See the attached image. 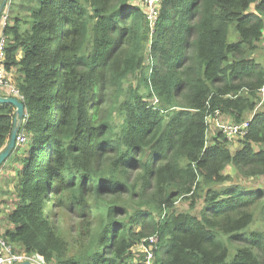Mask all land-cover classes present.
Wrapping results in <instances>:
<instances>
[{"label": "trees", "instance_id": "obj_1", "mask_svg": "<svg viewBox=\"0 0 264 264\" xmlns=\"http://www.w3.org/2000/svg\"><path fill=\"white\" fill-rule=\"evenodd\" d=\"M8 9L5 64L28 138L10 157L17 203L2 237L15 252L147 264L157 237L153 264H264V218L249 229L264 189L226 186L225 174L264 176V0H163L154 28L141 0ZM256 110L246 137L219 131L209 142L217 111L240 124ZM16 117L0 104V152ZM181 200L189 211L176 210Z\"/></svg>", "mask_w": 264, "mask_h": 264}, {"label": "built area", "instance_id": "obj_2", "mask_svg": "<svg viewBox=\"0 0 264 264\" xmlns=\"http://www.w3.org/2000/svg\"><path fill=\"white\" fill-rule=\"evenodd\" d=\"M162 2L163 0H141L142 6L147 10L148 20L152 28L156 26L158 21L159 10ZM2 19L3 20L0 22V93L5 97H14L23 102L24 97L13 83L12 74H10L6 69L5 49L7 40L4 35V28L7 24V14L3 16ZM261 93L264 96V87L261 89ZM157 103L158 100H155V104ZM209 119L215 121L216 127L219 128L220 131L225 134L230 141L246 137L249 133L250 123L252 121L251 119L240 124L232 123L231 121L224 119L219 111H217L215 115L209 117L208 120ZM27 143V136L23 133H19L16 140L17 146H23ZM149 242L151 243V247L146 250L148 253L147 264H151V261L154 257L153 245L158 244L159 239L157 237H152ZM24 263L46 264L45 259L38 254L29 256L26 253L15 252L13 246L0 235V264Z\"/></svg>", "mask_w": 264, "mask_h": 264}, {"label": "rangeland", "instance_id": "obj_3", "mask_svg": "<svg viewBox=\"0 0 264 264\" xmlns=\"http://www.w3.org/2000/svg\"><path fill=\"white\" fill-rule=\"evenodd\" d=\"M1 1L2 0H0V2ZM10 1L11 0H9L7 8H5V10L2 12L0 22H1V20H3L2 19L3 16H5L6 14L8 16V14H10V9H8L10 6ZM145 11L147 14L146 9H145ZM237 40H238V36L236 34V31L233 28L232 41L236 42ZM259 46H260V50L258 52H256V54H255L257 58H259L261 56V54L264 53V41L262 43H260ZM146 65L147 66L150 65V59L149 58L146 61ZM139 76L140 75H137L133 78H130L129 83L127 84L126 87H129L131 85H136L139 81ZM1 95L4 96L3 94H1ZM262 105H263V103L260 106H262ZM259 108H261V107H259ZM257 110L249 116L248 120L254 119V116L257 114ZM114 122L117 125H119L121 123V121H119L118 119H115V118H114ZM219 131H220V129L216 127L215 121L209 119L208 120V140H209V142L212 140V138L215 136L216 133L221 132V131L220 132ZM240 147H241L240 144H238V145L234 144L231 146L232 150H237ZM8 162L9 163H7V165H5L1 169V170H3L4 174H2V172L0 171V174H2V175H0V235L1 236L4 234V232L6 231L7 228L12 227V225H10V223H9L8 217L12 214V212L15 208V205L17 203L16 190H15L16 185H17L16 168L20 167V165H16L14 162L12 163V159H10ZM225 174L231 175L233 177V180L228 182L226 184V186L230 187V186H234V185H239V186L244 187L248 191V193H250V194H255L258 190L264 189V176L259 178L261 180H257L258 182L253 181V180L244 179V178H239L237 176L236 169L232 166L228 167L225 170ZM175 208L179 212L189 211L190 210V202L181 200L177 205H175ZM201 210H202V203H201V205L198 206L196 213L197 214L200 213ZM263 218H264L263 209L262 208L257 209L256 214H255V221L249 227V229H251V230L252 229H258V230L263 229V223H262ZM147 255H148V253H147ZM153 255H154V253H153ZM153 260H154V257L151 261V264H153Z\"/></svg>", "mask_w": 264, "mask_h": 264}, {"label": "water", "instance_id": "obj_4", "mask_svg": "<svg viewBox=\"0 0 264 264\" xmlns=\"http://www.w3.org/2000/svg\"><path fill=\"white\" fill-rule=\"evenodd\" d=\"M8 3L9 0H2L0 2V19L2 12L5 10V8H7ZM0 104L13 106L16 109V115H17L11 138L6 148H4L0 152V171H1V169L5 166V163L10 159L14 150L17 148V144H16L17 136L20 133L21 126L25 122L27 115H26L25 105L17 98L5 97L0 94ZM24 264H31V263H24Z\"/></svg>", "mask_w": 264, "mask_h": 264}, {"label": "crops", "instance_id": "obj_5", "mask_svg": "<svg viewBox=\"0 0 264 264\" xmlns=\"http://www.w3.org/2000/svg\"><path fill=\"white\" fill-rule=\"evenodd\" d=\"M226 120L230 121V119H227V118H226ZM1 172H2V174H4L3 170H1ZM2 174H0V175H2Z\"/></svg>", "mask_w": 264, "mask_h": 264}]
</instances>
